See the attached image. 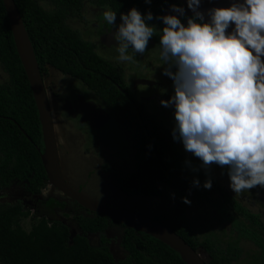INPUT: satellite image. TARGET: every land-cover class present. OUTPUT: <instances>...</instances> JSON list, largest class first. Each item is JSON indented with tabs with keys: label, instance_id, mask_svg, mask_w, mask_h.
Returning a JSON list of instances; mask_svg holds the SVG:
<instances>
[{
	"label": "trees",
	"instance_id": "16d2710c",
	"mask_svg": "<svg viewBox=\"0 0 264 264\" xmlns=\"http://www.w3.org/2000/svg\"><path fill=\"white\" fill-rule=\"evenodd\" d=\"M46 2L44 8L40 2ZM43 76L46 66L79 79L102 102L105 110L131 141L133 170L126 171L109 160L102 167L109 181L126 197L152 196L165 199L162 187L187 191L193 181L199 185L211 180V193L224 201L211 200L214 219L228 221L235 234L233 242L221 247L209 236L198 238L191 224L164 212L152 216L178 234L193 249L201 248L207 264H231L241 255L238 240L258 249V264H264V222L229 195L208 170L183 155L173 138V129L157 121L123 84L121 70L106 65L93 52L92 43L66 23L80 13L83 2L105 7L116 15L136 8L152 13L146 23L154 25L167 5L178 0H13ZM0 65L6 74L0 83V191L21 185L35 195L45 186L46 175L40 161L41 131L31 90L17 57L7 17L0 0ZM30 212L19 202L0 203V264H185L161 241L142 234L107 216L75 214L77 231L59 218L32 216L27 230L20 226ZM114 224L123 227L119 246L126 252L121 259L109 250L112 238L106 230ZM73 234L70 236V234ZM93 235L92 244L88 236Z\"/></svg>",
	"mask_w": 264,
	"mask_h": 264
},
{
	"label": "clouds",
	"instance_id": "9594fccd",
	"mask_svg": "<svg viewBox=\"0 0 264 264\" xmlns=\"http://www.w3.org/2000/svg\"><path fill=\"white\" fill-rule=\"evenodd\" d=\"M200 3L187 0L194 15L186 25L177 15L160 17L164 74L175 89L161 104L175 106L173 138L205 169L227 167L230 188L239 194L264 187V0H234L228 8L210 9L208 21L198 10ZM173 11L184 15L176 5ZM103 17L115 25L114 11H104ZM152 19L151 12L145 16L136 8L121 13L114 34L119 62H135L134 55L145 53L157 32L146 23ZM193 183L199 186V180ZM203 186L210 189L211 180Z\"/></svg>",
	"mask_w": 264,
	"mask_h": 264
},
{
	"label": "rangeland",
	"instance_id": "374dc122",
	"mask_svg": "<svg viewBox=\"0 0 264 264\" xmlns=\"http://www.w3.org/2000/svg\"><path fill=\"white\" fill-rule=\"evenodd\" d=\"M40 3L44 8H48V4L46 2L42 1ZM175 5L184 9V15L174 12L172 5L166 6L160 17L169 14L177 15L178 17L186 15L190 16L191 14L194 15L191 10L182 6L180 2ZM164 26L163 20L159 19V23L155 26L157 32L150 39L152 44L149 46V52L156 62L151 59H146L145 66L141 69V72L146 71V75L147 69L151 72L152 69L156 68V70L161 72V81L164 82V80H166L169 82V79L171 78L164 74V70L168 67V65L163 64L164 62L161 58L159 46L160 33L162 32ZM53 73L54 72L49 68V66H47L46 73L43 75V83L45 84L46 93L50 103L61 174L68 184L71 185L72 183L74 185H72L73 188L79 190L93 200L118 207L122 206V202H125L123 205L125 208L138 211L149 217H152L153 214L160 211L167 213L172 217H183V219L188 220L191 224L192 229L198 238L209 236L221 247H225L226 244L234 241L235 234L230 232L228 221L219 222L214 219L216 212L211 206V200L213 199L211 197L214 196L222 202L224 199L220 195L217 196V192L211 193L209 189H206L203 186L204 184L199 186L190 184V186L193 187H190L185 192L178 190L177 198L180 201V204L174 208L169 203L168 190L170 189L167 187H162V190L166 195L165 199L158 197L147 198L144 196L125 197L114 187V185L109 182L107 177H104L105 174L102 171L96 172V180H85L84 176L86 175L87 179L91 178V176L96 178L93 174L95 170H98L99 168V166L93 162V159L90 163H84V159H87L89 155H94L93 151L99 153L101 162L105 161L108 156H112L119 164L120 162L128 161L130 158L129 142L126 140L123 132L118 128L106 126L97 128L91 126L90 124L83 125L80 118H72L68 116L71 114L64 107V103L69 104L72 109V103L70 102H73V93L76 90L70 87L68 88V93L63 91L61 89L63 83L57 84L61 81H56L57 79L54 77L55 75H53ZM56 76L59 77L57 74ZM140 77L144 76L141 74L139 78ZM5 80L6 74L0 65V83H4ZM166 86L168 87V85ZM136 87L137 88H135L134 92H138L137 94L143 93L148 109L159 121L167 126L174 123L172 119L173 116L170 114L168 107H164L161 102L157 103L151 99L149 100L146 96V92H144L147 88L146 79L140 80ZM86 98L89 100L93 99V97L91 98L88 96ZM75 108L76 107H74V110ZM169 108L171 109V106H169ZM58 111L61 112L59 113ZM177 147L179 148L178 145ZM77 150H80L84 156L86 155V157L83 159L82 157H79L77 155ZM105 153L108 154L105 155ZM183 155L185 154L183 153ZM206 170L210 172L209 169ZM211 170L214 171L213 173L221 185L224 186L225 184L226 186H229V189L225 186L223 187L229 195L233 196L238 202H240L241 205L246 206L251 212L258 213L260 215V219L264 222V204L258 202L259 199L257 198L253 199V196L264 195V187L256 186L249 191L236 194L230 188V178L228 173L221 170V173H225L223 176L222 174L217 173L214 169ZM78 185H81V188ZM185 197H187L190 201V204H182V202H184L183 198ZM16 201L27 208L32 216L35 215L38 217L40 215H45L48 220H50L49 218L58 217L64 221L66 220L65 222L71 228H74V214L79 212L84 213V211L78 208L74 202H71L67 197L61 195L60 192L53 188L47 181L45 182V186L37 195L25 194L23 192V188L19 185H11L2 192L0 197L1 203H13ZM32 216L31 219L26 217L20 221V226L24 230L29 228L32 222ZM121 231L122 228L118 225H113L107 230V235L112 238L110 245L115 258L123 257V252L120 248H118ZM88 238L92 244L96 243V238L94 236L91 235L88 236ZM238 244L242 249L241 255L231 264H258V249L246 240H238ZM199 253L204 260H207L206 253L200 248Z\"/></svg>",
	"mask_w": 264,
	"mask_h": 264
},
{
	"label": "water",
	"instance_id": "95a60500",
	"mask_svg": "<svg viewBox=\"0 0 264 264\" xmlns=\"http://www.w3.org/2000/svg\"><path fill=\"white\" fill-rule=\"evenodd\" d=\"M1 1L7 17L15 51L29 84L37 111L42 141V151L39 157L46 175V181L61 194L75 201L84 209L105 215L109 219L115 220L126 227H130L142 234L161 241L172 249L185 264H207L206 260L200 255L199 248L193 249L178 234L152 217L128 208L112 206L93 200L65 182L59 164L50 104L32 46L13 0ZM178 1L182 6L188 8L187 0ZM233 2L234 0H201L198 10L204 14V20L208 21L210 20L208 15L210 9L228 8ZM234 28L235 25L233 23L226 31L231 33ZM80 107L82 108L83 119L93 123L95 127L109 126L112 124L111 117L99 104L82 102L80 103ZM72 235L71 233L70 236Z\"/></svg>",
	"mask_w": 264,
	"mask_h": 264
},
{
	"label": "flooded vegetation",
	"instance_id": "af4514ba",
	"mask_svg": "<svg viewBox=\"0 0 264 264\" xmlns=\"http://www.w3.org/2000/svg\"><path fill=\"white\" fill-rule=\"evenodd\" d=\"M167 6H172V5H167ZM179 6V5H178ZM109 9L105 8V7H94V6H90L88 5L86 2H83L82 6H81V9H80V13L78 16L76 17H69L66 19V23L68 24V26H70V28H72L73 30L77 31L79 33V35L81 36V38L85 41H88L90 43H92L93 45V52L99 56L102 60L105 61L106 65L110 64L112 66H115L118 70L120 69L121 70V75H122V81H123V84L124 86L132 92L133 96L135 97V99L138 101V102H142L146 111L149 112L150 114H152V116L157 120L159 121L156 116L148 109V106L145 102V96L143 95V93H139L137 94L138 92H134L135 88H137V84L140 80H144L146 79L147 81V88L144 90V92H146V96L149 98V100H153L157 103H160L161 100H169L173 95H174V81L171 79H169V82L164 80L161 81V72L159 70H156L155 69H152L151 73L148 69H147V74L145 75L146 71L144 72H141L145 66V62H146V59H151L152 61L156 62L154 60V58L151 56V53L149 52V46L150 44H152V42L149 40L148 42V46H147V50L145 51V53L143 55H140V54H137V55H134V61L135 62H119L118 61V56H119V53L117 51V48H118V42L115 40L114 38V34L116 31H118V26L119 24L122 22L121 21V15H116V22H115V25H110L108 24L105 20H104V17H103V12L104 11H107ZM193 15L191 14L190 16L186 15V16H180L178 18H180L181 22L184 23L185 25L187 24V20L189 17H192ZM160 19V18H159ZM159 19L158 21L154 24V26H156L158 23H159ZM92 20V21H91ZM86 33V34H84ZM81 34H84V35H81ZM103 45V46H102ZM129 52L131 53V49L129 50ZM153 55V54H152ZM145 59V61H144ZM49 66V65H48ZM47 68V66H46ZM49 68L54 72L53 75H55L54 77L57 79L56 81H61L60 83H57V84H62L61 86V89L63 91H65L66 93H68V88L72 87L74 88L76 91L73 93L74 94V97H73V102H70L72 103V109L71 107L69 106V104L67 103H64V107L66 108V110L68 112H70V114L72 115H68L72 118H80L82 120V123L83 125H87V124H90L91 126L95 127L93 125V123H90L86 120L83 119L82 117V108L80 107V103L84 102V103H94V104H99L101 106V108L106 112L107 110H105L102 102L98 99V97L94 94V92L89 89L83 82H81L79 79L75 78V77H72L71 75L67 74V73H62L60 70L52 67V66H49ZM173 71H175V68H173ZM46 73V72H45ZM59 75V77L56 76ZM143 75L144 77H140V75ZM42 77V80H43V76ZM44 84V83H43ZM83 85V86H82ZM136 85V86H135ZM168 85V87L166 86ZM44 87H45V84H44ZM45 91H46V88H45ZM93 97V99L89 100L87 99L86 97ZM148 100V101H149ZM48 102H49V99H48ZM50 104V103H49ZM74 107L75 110H74ZM169 111H170V114L173 116L172 119L174 121V123H171V125L167 126L169 128H174L175 127V106L174 105H171V109L168 107ZM59 112V111H58ZM61 112V111H60ZM59 112V113H60ZM108 115L111 117V115L108 113ZM171 117V116H170ZM112 119V124L109 125V126H106V127H114V128H119V126L115 123L114 119L111 117ZM161 122V121H159ZM162 123V122H161ZM165 125V124H164ZM100 127H104V126H98L97 128H100ZM121 130V129H120ZM122 131V130H121ZM123 132V131H122ZM124 134V133H123ZM125 136V135H124ZM126 137V136H125ZM126 140L129 142V147H130V158L128 161L126 162H120L119 164L116 162V159L114 157H107V161H102L101 162V159H100V155L99 153H96L95 151H93V154L94 155H89V157H87V159H84V163H90V161H93L96 165L99 166L98 170H95L94 172V176L96 178H94L93 176H91V178L87 179V175L84 176L85 180H96L97 179V171H102V167L105 163H107L109 160H112L115 162V164H117L118 167L120 168H123L125 169L126 171H131L133 170V166H134V163H133V151H132V144H131V141L126 137ZM176 143L177 144H181L180 146V150L187 156L189 157L190 159H192L193 161H195L197 163L198 166H200L201 168H204L202 166V161L195 157L192 153L190 152H187L183 146V143L182 141L180 140H176ZM86 154V153H85ZM108 154V153H107ZM105 153V155H107ZM77 155L79 157H82L85 158L86 155L84 156L82 154V152L80 150H77ZM93 159V160H92ZM96 168V167H94ZM210 170V172H212L211 174L217 179V177L215 176V174L213 173L214 171H212L211 169H214L217 173L219 174H222L224 176L225 173H228L229 169L227 167H220L219 165L217 164H213L211 165L210 168H208ZM221 170L225 171V173H221ZM100 172V173H102ZM215 172V173H216ZM76 173V172H75ZM104 173V172H103ZM102 173V174H103ZM78 174V173H76ZM105 174V173H104ZM103 174V175H104ZM104 177H107V175L105 174ZM108 178V177H107ZM109 180V179H108ZM66 182V181H65ZM110 182V181H109ZM219 182V181H218ZM111 183V182H110ZM112 184V183H111ZM221 185V183H219ZM17 185V184H16ZM70 185V184H69ZM73 184L71 183V186ZM113 185V184H112ZM21 186V185H20ZM74 186V185H73ZM80 188H81V185H78ZM222 187H226L229 189V186H226L224 184L221 185ZM22 187V186H21ZM77 187V186H76ZM6 190V189H5ZM118 190V189H117ZM58 191V190H57ZM119 191V190H118ZM3 191H0V197H1V194H2ZM23 192L25 194H28L26 193V191H24L23 189ZM40 192V191H39ZM39 194V193H37ZM35 194V195H37ZM61 194V193H60ZM123 194V193H122ZM28 195H31V194H28ZM63 195V194H61ZM124 195V194H123ZM64 196V195H63ZM125 196V195H124ZM66 197V196H65ZM126 197V196H125ZM144 197H152V196H144ZM233 197V196H232ZM234 198V197H233ZM259 199L258 202H261L264 204V195L261 196V195H256V196H253V199ZM143 199H146V198H143ZM142 199V200H143ZM70 200V199H69ZM236 200V199H235ZM71 202H74V204L80 208L81 210L84 211V213H75V214H92L93 212H90L86 209H84L82 206H80L79 204H77L75 201L73 200H70ZM237 201V200H236ZM144 202V200H143ZM238 202V201H237ZM252 202V201H250ZM1 203V202H0ZM240 203V202H239ZM257 203V202H256ZM125 204V202H122L120 207H124L123 205ZM253 204V203H252ZM248 211H250L246 206H244ZM125 208V207H124ZM132 210V209H131ZM138 212V211H137ZM251 212V211H250ZM254 214H257L259 215L258 213H255V212H252ZM75 214H74V217H75ZM156 214V213H155ZM154 215V214H153ZM54 218H58V217H54ZM259 218H260V215H259ZM60 220H63V219H60ZM261 220V219H260ZM66 221V220H65ZM63 220V222H65ZM73 221V220H72ZM66 223V222H65ZM67 224V223H66ZM74 228H71L70 227V230L72 233L76 232L77 231V227H76V224H75V218H74ZM68 225V224H67ZM114 225H117V224H114ZM69 226V225H68ZM113 226V225H112ZM111 226V227H112ZM118 226H120L122 229L123 227L121 225L118 224ZM108 230V229H107ZM107 230H106V236L107 235ZM122 232V231H121ZM121 235V234H120ZM91 236V235H89ZM93 236V235H92ZM109 237V236H108ZM120 239V237H119ZM111 241L110 240V243H109V250L111 251V253L113 254L114 256V252L112 251L111 249ZM118 248L121 249V251L123 252V257L125 256L126 252L124 251L123 248H121L119 246V241H118ZM201 249V248H200ZM202 250V249H201ZM123 257H120V258H115L116 259H121Z\"/></svg>",
	"mask_w": 264,
	"mask_h": 264
},
{
	"label": "crops",
	"instance_id": "0c3cea01",
	"mask_svg": "<svg viewBox=\"0 0 264 264\" xmlns=\"http://www.w3.org/2000/svg\"><path fill=\"white\" fill-rule=\"evenodd\" d=\"M180 148L181 144H177ZM170 190H168V193H169V203L172 207L176 208L179 204H180V201L178 200L177 198V195H178V190H174L172 188H169ZM180 191V190H179ZM183 192V191H181ZM185 203V202H182V204ZM162 212V211H161ZM179 218H183V217H179ZM188 221V220H186Z\"/></svg>",
	"mask_w": 264,
	"mask_h": 264
}]
</instances>
